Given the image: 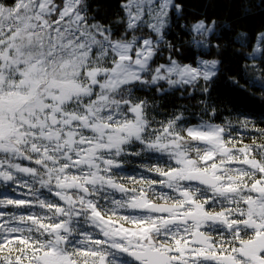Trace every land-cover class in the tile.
I'll return each mask as SVG.
<instances>
[{"label": "snow or ice", "instance_id": "snow-or-ice-1", "mask_svg": "<svg viewBox=\"0 0 264 264\" xmlns=\"http://www.w3.org/2000/svg\"><path fill=\"white\" fill-rule=\"evenodd\" d=\"M186 9L0 0V264H264V112L217 124L212 95L223 75L264 107V31L244 51ZM191 46L216 56L185 63Z\"/></svg>", "mask_w": 264, "mask_h": 264}, {"label": "trees", "instance_id": "trees-1", "mask_svg": "<svg viewBox=\"0 0 264 264\" xmlns=\"http://www.w3.org/2000/svg\"><path fill=\"white\" fill-rule=\"evenodd\" d=\"M185 2L187 5V22H193L194 18L189 9L195 7L197 17L204 15L216 19L218 23L226 22L228 25H231L233 31H228L225 29L222 33L225 40H228L229 37L235 35L234 29L237 26H240L242 30L246 31L247 33V36L245 37L244 51H252V49L256 47L259 33L264 31V0H185ZM181 22L183 23L185 21ZM237 22H239V24ZM175 31H179V28H177ZM169 38L174 39L175 37L170 36ZM184 39L187 40L188 37L185 36ZM220 42L222 43L223 41ZM233 47L239 48V42L232 43L224 53L226 70L230 75H233L240 82V84H245L246 75L243 65L246 63V61L239 55H232ZM260 55L261 53H257V59L255 61H247L249 64L255 63L257 65V70H251L250 72L251 75L257 77L261 75V73L258 71L261 63L259 59ZM197 56L212 59L215 58L216 53L214 49L205 51L203 48L191 46L186 52L184 62L191 63ZM253 91H255V89H253ZM212 95L220 105V112L213 121L217 124L225 121L226 119H231L233 124H235V115L229 116L228 111L229 109H232L234 105L248 103L249 107H251L256 113L264 112V107H261L259 103L250 100L245 92L227 82L226 77L223 75L220 76L219 80H217L216 84L213 86ZM257 95H259L258 92ZM179 103H195V100H181ZM194 111L199 112V109H194ZM204 120H208V117L205 116ZM192 122L197 123V120L194 118ZM258 126L264 127V125ZM240 131L244 132L243 129H240ZM252 138H254V134L245 133L244 143H251ZM137 175H145L148 176V178H156L155 174H148L144 172H140ZM155 191L157 193L163 192L170 195H175L171 192V190L167 188H161L159 185L155 186Z\"/></svg>", "mask_w": 264, "mask_h": 264}, {"label": "rangeland", "instance_id": "rangeland-1", "mask_svg": "<svg viewBox=\"0 0 264 264\" xmlns=\"http://www.w3.org/2000/svg\"><path fill=\"white\" fill-rule=\"evenodd\" d=\"M258 42V41H257ZM257 45V44H256ZM200 58H202V59H209V58H205V57H200Z\"/></svg>", "mask_w": 264, "mask_h": 264}]
</instances>
